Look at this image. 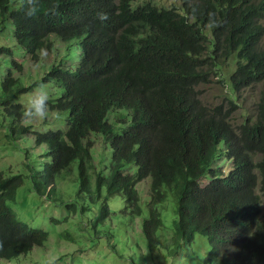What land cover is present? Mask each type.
Masks as SVG:
<instances>
[{"label":"trees","instance_id":"1","mask_svg":"<svg viewBox=\"0 0 264 264\" xmlns=\"http://www.w3.org/2000/svg\"><path fill=\"white\" fill-rule=\"evenodd\" d=\"M137 1L40 0L39 12L27 17L19 10L21 0H0V40L12 25L18 43L0 44L1 107L21 122L14 101L50 82L63 95L46 101V112L59 115L60 126L65 119V130L35 133L45 153L41 159L26 156L28 172H0V264L49 239L12 207L25 180L51 200L56 178L71 174L74 163L78 191L92 201L104 199L106 214L108 199L121 195L143 217L137 185L151 179L149 218L141 225L150 249L164 246L176 255L206 233L216 244V264H264V88L255 120L239 129L221 115L222 107L203 99L214 78L227 84L230 97L264 85V0H182L179 10L154 3L135 9ZM19 47L33 61L43 49L53 53L43 77L26 87L14 76L24 71L14 58ZM231 61L235 70L226 82L222 68ZM117 112L126 113L115 123L125 127L122 132L109 123ZM29 131L20 125L12 137ZM92 134L104 140L98 163ZM222 157L232 162L228 172L218 164ZM169 193L176 219L165 243L158 206ZM187 205L190 214L183 212Z\"/></svg>","mask_w":264,"mask_h":264},{"label":"rangeland","instance_id":"2","mask_svg":"<svg viewBox=\"0 0 264 264\" xmlns=\"http://www.w3.org/2000/svg\"><path fill=\"white\" fill-rule=\"evenodd\" d=\"M20 0H14L19 2ZM149 3L159 5L163 9L182 7V0H138L134 8ZM156 6V5H155ZM14 9L15 7L12 6ZM10 22H8L9 25ZM264 25V21H263ZM8 37H6V36ZM18 46L14 38V28L11 27L1 36L0 44ZM264 49V38L261 43ZM14 58L24 65V71H14V76L20 77L23 87L40 80L53 61V53L43 49L37 54L35 61L28 59L24 50L17 48ZM235 70V62L231 61L222 68V78L228 82ZM221 78V77H220ZM219 78V79H220ZM219 79L214 78L211 86L203 88L204 102L211 107H222L221 115L230 117V125L239 129L248 120L254 121L257 115L256 105L259 102V93L264 85L231 95L227 84L223 87L218 84ZM49 93L48 100H56L63 95L62 89L50 82L43 84ZM33 87L28 93L21 95L14 102L21 106V122L17 117L4 112L0 105V172L7 175L28 172L24 159H41L45 153L44 146L35 143L36 132L49 130H65V119L58 125L60 116L56 113L46 112L44 116H27L29 104L39 95L37 88ZM229 100L236 104L233 110ZM48 110V109H47ZM24 114V116H23ZM125 112L113 113L109 123L119 132L125 129L118 126ZM67 118V114H62ZM60 118V119H59ZM30 128V131L20 137L13 138L12 130L19 126ZM89 140L94 141V157L99 162L100 153L104 149V140L101 135L92 134ZM111 151H106L105 165H109ZM218 164L222 170L228 172L232 162L220 158ZM77 163L72 165V173L63 174L56 178V191L50 197L40 196L34 182L29 178L25 180L24 187L19 190L17 202L12 204L24 223L32 228L42 229L49 233V239L43 247H36L26 256L13 261H3L5 264H216V244L212 234L198 233L191 243H184L176 255H171L166 247L159 246L150 249L142 235V221L149 218L151 202V179L137 185L142 199L143 217H138L127 207L125 199L116 195L108 199L109 214L104 209V199L92 201L78 191ZM128 172L132 173L133 170ZM65 176V177H64ZM207 181H202L205 186ZM263 218H264V204ZM164 222L163 230L159 231L163 242H167L173 234V221L176 219V202L173 194L169 193L167 201L158 206ZM189 205L183 212L190 214ZM190 222L189 218L185 219ZM214 236V235H213ZM213 242V243H212Z\"/></svg>","mask_w":264,"mask_h":264},{"label":"clouds","instance_id":"3","mask_svg":"<svg viewBox=\"0 0 264 264\" xmlns=\"http://www.w3.org/2000/svg\"><path fill=\"white\" fill-rule=\"evenodd\" d=\"M259 1V0H258ZM40 0H21L19 10L27 17L35 16L39 12ZM50 11L55 12V7H52ZM99 18L103 20L105 17L103 14H99ZM264 26V25H263ZM39 95L35 100L29 104V110L26 111L27 116H44L47 111V103L49 93L45 85H39L37 88ZM151 188V186H150ZM151 205V203H150ZM150 209V206H149Z\"/></svg>","mask_w":264,"mask_h":264}]
</instances>
